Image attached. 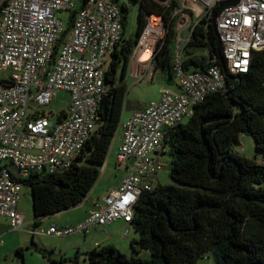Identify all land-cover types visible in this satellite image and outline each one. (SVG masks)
Returning a JSON list of instances; mask_svg holds the SVG:
<instances>
[{
  "label": "built area",
  "instance_id": "2783aa9c",
  "mask_svg": "<svg viewBox=\"0 0 264 264\" xmlns=\"http://www.w3.org/2000/svg\"><path fill=\"white\" fill-rule=\"evenodd\" d=\"M156 1L174 7L178 39L173 73L178 90L163 88L160 101L135 112L123 126L117 161L132 164L119 189L81 224H53L33 235L88 237L95 228L132 221L142 191L152 190L151 182L168 168L159 159L167 132L189 120L207 96L227 86L220 66L185 71L183 50L201 21L214 19L231 75L247 74L253 53L264 50V0H239L228 7L222 5L235 0ZM74 10L75 0H0V217L8 218L14 231L24 227L19 211L22 180L44 169L67 170L94 132L100 101L108 95L105 66L123 38L122 11L110 0H88L64 38L66 24L58 14ZM167 30L163 18H150L132 58L131 67L143 71L139 81L148 77ZM59 91L69 93L70 106L64 117L59 114L51 121L40 109L49 107Z\"/></svg>",
  "mask_w": 264,
  "mask_h": 264
},
{
  "label": "trees",
  "instance_id": "16d2710c",
  "mask_svg": "<svg viewBox=\"0 0 264 264\" xmlns=\"http://www.w3.org/2000/svg\"><path fill=\"white\" fill-rule=\"evenodd\" d=\"M87 1L79 0L77 10L71 12L64 38ZM110 1L117 4L119 0ZM132 1L139 6L137 36L125 40L128 7L117 4L124 33L109 55L105 84L110 100L105 110L99 109L94 132L67 170L50 173L44 169L22 180L23 187L31 190L36 229L44 219L80 206L100 180L123 123L128 93L125 80L150 18H163L168 28L156 50L154 70L169 85L165 87L175 84L173 58L178 34L174 7H163L156 0ZM183 53L185 71L206 72L220 66L227 86L207 96L189 120L167 132L159 159L163 163V156H170L164 164H168L172 184L155 185L156 177L151 182L154 188L139 196L134 217L127 223L138 235L131 244L132 257L108 245L88 253L89 264H198L207 256L216 264H264V50L253 53L247 74L231 75L213 21L204 19ZM243 136L254 141L261 159H249L236 151L234 146ZM147 253L148 259L144 258ZM16 254L24 260L25 249Z\"/></svg>",
  "mask_w": 264,
  "mask_h": 264
},
{
  "label": "rangeland",
  "instance_id": "374dc122",
  "mask_svg": "<svg viewBox=\"0 0 264 264\" xmlns=\"http://www.w3.org/2000/svg\"><path fill=\"white\" fill-rule=\"evenodd\" d=\"M75 1L78 6L79 0H75ZM117 4L126 5L128 7V13H126V21H125V36H124L125 40H135L139 25V6L135 4L132 0H119ZM58 17L67 25L72 18V13H59ZM110 62H111V56H108L105 69L108 68ZM131 65L132 62L130 64V68ZM151 68H154V66L152 65ZM130 71L125 80L128 93L126 98L127 100L126 109L123 117L124 121L128 119L131 111L138 110L141 107L145 108L147 104L153 101H159L161 98V89L165 84L164 81L161 80L159 75L155 76L153 81H150L149 79L145 78V80L140 82L139 80L135 79L133 75H131ZM121 73L122 71L119 70L118 72L119 78L121 77ZM69 106H70L69 93L65 91H59L56 93L52 104L49 107L40 109V112H45L46 116L51 121H55L59 114H61L63 111L68 110ZM144 108H141L139 111H141ZM33 109L34 107H32L29 110V112H32ZM120 133L121 130L119 134ZM115 141L113 142V145L111 147L107 159V164H109L107 173L103 174L102 171L103 169L101 170L100 180L98 181L96 186L93 188L92 193L90 194L92 197L95 198H104L105 196L108 197L109 195L107 196V190L109 189V187L117 183L115 177L111 176L112 173L110 171V167L113 166L116 160ZM234 147L237 152L241 153L242 155H244L249 159H254L255 157L261 159V155L257 154L256 152L254 141L249 137L243 136L239 144H236ZM163 161L164 162L170 161V156L164 155ZM159 179L161 185L163 186L172 184L170 178V171L168 168H165L160 171ZM158 183L159 182H156L155 184L158 185ZM20 200L21 201H20L19 210L27 214V219L31 220L33 224L34 221L33 201H32L31 190L29 188L23 187L22 196ZM45 220L46 219H44L43 221ZM31 229L33 231L36 230V228L33 225L31 228H29L28 231H30ZM95 242L96 240L94 239L93 234L90 237L88 236L87 238L81 235H74L68 238H54L48 236L36 237L35 242H30L28 246L25 247L24 260L15 253L14 260H11L10 264H89L86 255L96 249L94 247ZM121 252L130 258L132 257L131 249H130V254L129 252L128 253L124 251ZM144 258L148 259L149 253L145 254Z\"/></svg>",
  "mask_w": 264,
  "mask_h": 264
},
{
  "label": "crops",
  "instance_id": "0c3cea01",
  "mask_svg": "<svg viewBox=\"0 0 264 264\" xmlns=\"http://www.w3.org/2000/svg\"><path fill=\"white\" fill-rule=\"evenodd\" d=\"M151 66L149 67V70L147 72L148 77H146V78L149 79L150 81H153L154 77L159 75V77L162 80L161 73L156 72L154 70V68H151ZM130 73H131V75H133V77L135 79H137V78L139 79V77H137V76L142 74L143 71H142L141 67H139V66L133 67V68L131 67ZM164 83L165 84L163 87L169 86V85H167L166 82H164ZM163 87H162V89H163ZM171 87L175 90H178L176 84L172 83ZM141 108H144V107H141ZM141 108H139L138 110L131 111L128 119L126 121L123 120L122 126L120 128L121 133L119 134V132H120V130H119L118 135L115 139L116 140L115 141V143H116V149H115L116 160H115V163L113 164V166L110 167V171L112 173V175L111 174L110 175L112 177H115V180L117 181V183L115 185L109 187V189L107 190V196L110 195L112 192L119 189L123 179L129 173V169L131 167L132 162L130 161L126 164H119L117 161V155H118L119 149H120L121 144H122V138H123V133H124L123 126L130 120L131 116L135 112L139 111ZM44 113L45 112H42V114H44ZM163 163H165V162H163ZM108 168H109V164H107V161H106V164L104 165L103 170H102L103 174L107 173ZM156 182H159L158 184H161L160 179H159V175L157 176V178L154 180L153 183L155 184ZM105 198H107V197L105 196L104 198H95V197H92L91 195H89L87 197V199L80 206L49 217L45 221H42L40 224V227L37 229H43L44 228V230H49V228L53 224H57L60 227L79 225L87 219L89 212L96 209L97 204H103L105 202L104 201ZM19 206H20V204H19ZM21 213L24 215V227H23V230H19V231L12 230L11 222L8 218L0 217V264H10L11 260H14V255L17 252V250H19L21 248L25 249V247L28 246V244L30 242H35L36 237H42V236L33 235L32 233L35 230L33 231L31 229L30 231H28L29 228H31L33 224L31 222V220L27 219V214H25L23 212H21ZM47 227H48V229H47ZM92 234L94 236V239L96 240V242L94 243V247L96 249H99V248H102V247L108 246V245H114L118 250L124 251L126 253L129 252V254H130L132 242L138 240L137 239L138 235L135 232L134 228L122 220L114 222V223L106 226L105 228H95V229H93ZM69 237H71V236H69ZM66 238H68V237H66ZM97 244L99 245V247H96ZM198 264H216V262L214 261L212 256H207L204 259L200 260V262Z\"/></svg>",
  "mask_w": 264,
  "mask_h": 264
},
{
  "label": "water",
  "instance_id": "95a60500",
  "mask_svg": "<svg viewBox=\"0 0 264 264\" xmlns=\"http://www.w3.org/2000/svg\"><path fill=\"white\" fill-rule=\"evenodd\" d=\"M239 0H235L233 2H230V3H225L222 5V7H228V6H232V5H235L238 3ZM213 26H214V29L216 31V34L218 36V40L220 42V46H221V40H220V37H219V34H218V31H217V28H216V25H215V22H214V19H213ZM110 100V96L108 95H105L101 101H100V110L103 111L106 109L107 105H108V102Z\"/></svg>",
  "mask_w": 264,
  "mask_h": 264
},
{
  "label": "bare ground",
  "instance_id": "6f19581e",
  "mask_svg": "<svg viewBox=\"0 0 264 264\" xmlns=\"http://www.w3.org/2000/svg\"><path fill=\"white\" fill-rule=\"evenodd\" d=\"M146 58H148V55H145V56H144V59H146Z\"/></svg>",
  "mask_w": 264,
  "mask_h": 264
}]
</instances>
